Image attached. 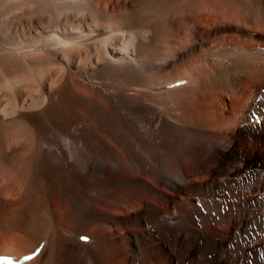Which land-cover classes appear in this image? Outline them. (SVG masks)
<instances>
[{
  "label": "bare ground",
  "instance_id": "obj_1",
  "mask_svg": "<svg viewBox=\"0 0 264 264\" xmlns=\"http://www.w3.org/2000/svg\"><path fill=\"white\" fill-rule=\"evenodd\" d=\"M10 135L0 255L264 264V0H0Z\"/></svg>",
  "mask_w": 264,
  "mask_h": 264
},
{
  "label": "rangeland",
  "instance_id": "obj_2",
  "mask_svg": "<svg viewBox=\"0 0 264 264\" xmlns=\"http://www.w3.org/2000/svg\"><path fill=\"white\" fill-rule=\"evenodd\" d=\"M14 135H10V136H8L7 138H5L4 140H2L1 142H0V144H1V146H9V145H15L17 142H19V141H21V139H14ZM46 151H49V149H47ZM14 230H16V231H14V232H18V230L17 229H14ZM69 231H71V230H69ZM74 231V229H72V231L71 232H73ZM69 235H72L71 233H69ZM28 238H29V241H27L28 240ZM28 238H26L27 240H26V242H28V246L26 245V247L25 248H27V247H30V245H31V243L32 242H34V244H35V239H36V233H34L33 231H31V233L29 234V237ZM9 242L11 243V244H15V242L17 243L18 241H15V240H9V239H7L6 240V237H1L0 236V249H2V247L4 246V245H6V244H9ZM24 243H26L25 241H23ZM27 244V243H26ZM33 244V243H32ZM33 246V245H32ZM136 264H138V262L136 263Z\"/></svg>",
  "mask_w": 264,
  "mask_h": 264
}]
</instances>
